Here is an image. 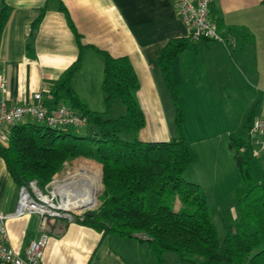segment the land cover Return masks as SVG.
Here are the masks:
<instances>
[{"label":"crops","instance_id":"crops-1","mask_svg":"<svg viewBox=\"0 0 264 264\" xmlns=\"http://www.w3.org/2000/svg\"><path fill=\"white\" fill-rule=\"evenodd\" d=\"M5 4L11 10L0 44V104L28 103L43 86L47 88L42 99L45 105L61 102L54 101L53 92L62 73L79 53L61 9L64 6L85 45L80 69L72 78L79 99L90 109L103 111L102 95H87L89 77H102L103 61L94 47L115 57L126 56L138 77L137 99L145 117L144 127L127 133V140L137 137L142 141H160L176 135L174 110L156 63L168 40L188 37V28L178 18L173 0H0V11ZM44 6L42 18L33 24ZM211 15L221 34L233 40L234 46L226 49L216 41L190 40L193 46L175 57L171 65L181 92L184 134L199 154L198 162L192 164L194 170L184 172L188 176L191 171L186 181L202 188L208 208L210 198L215 203L220 199L217 184L222 182V175L218 177L222 156L216 143H221V139L219 133H212V143L208 142L197 136L191 125L198 119L209 123L218 116L207 109L208 101L215 103V92L238 97L245 93V87L254 93L248 110L255 108V116H264V96L260 112L254 105L259 95H264V0H213ZM218 74L228 78L216 79ZM118 114L124 115L125 109ZM225 119L231 121L229 113ZM232 132L230 124L221 134L228 136ZM202 156L207 158L203 164ZM258 158L264 160V150H260ZM204 173L207 182L203 181ZM18 186L0 155L3 212L15 211ZM231 211L236 220V212ZM7 228L10 244L21 255L30 240L41 233L48 236L39 264H143V254L148 255L149 246L146 243L145 250L144 240L139 237L102 235L81 223L55 218H49L42 230L35 213L8 219Z\"/></svg>","mask_w":264,"mask_h":264},{"label":"trees","instance_id":"trees-1","mask_svg":"<svg viewBox=\"0 0 264 264\" xmlns=\"http://www.w3.org/2000/svg\"><path fill=\"white\" fill-rule=\"evenodd\" d=\"M61 9L79 53L59 78L54 101L68 100L85 124L53 128L30 119L12 126L8 143L0 145V155L13 179L18 185L34 179L44 190L66 163L76 158L92 159L101 165L100 204L92 216H75L72 221L102 235L139 237L147 242L156 264L162 263L167 252L175 253L179 264H264V166L253 154L249 133L256 112L248 115L243 131L227 136L228 151L239 174L235 189L238 214L219 241L202 188L183 178L198 155L183 134L180 89L171 65L175 57L193 46L189 37L168 40L156 58L174 106L176 135L160 141L126 140L120 133H136L145 125L137 99L138 77L126 56L115 57L94 47L103 61L104 110L90 109L82 102L71 81L80 69L85 45L67 9ZM10 10L5 4L0 11V44ZM44 11L45 6L33 24ZM116 100L125 107V114L104 118ZM176 201L178 209H174Z\"/></svg>","mask_w":264,"mask_h":264},{"label":"built area","instance_id":"built-area-1","mask_svg":"<svg viewBox=\"0 0 264 264\" xmlns=\"http://www.w3.org/2000/svg\"><path fill=\"white\" fill-rule=\"evenodd\" d=\"M213 0H173V6L178 18L188 28L190 40L207 39L222 44L226 49L234 41L226 38L218 29L216 19L211 15ZM5 87V83L2 84ZM47 88L43 86L33 94L28 103L0 104V145L9 141L10 128L24 119L36 120L53 128L81 127L85 120L81 114L70 106L59 103L47 106L43 103V95ZM253 154L258 157L260 150H264V116H256L249 129ZM64 179L53 177L44 190H41L36 180H29L18 186V204L14 212L5 213L0 209V264H39L48 236L41 233L37 238L28 242L23 255L9 242L7 220L28 213H35L39 217V227L44 230L49 218L64 219L71 222L75 216L84 215V211L67 208L62 200L61 190L55 186L65 184ZM141 238L144 235L139 234Z\"/></svg>","mask_w":264,"mask_h":264},{"label":"rangeland","instance_id":"rangeland-1","mask_svg":"<svg viewBox=\"0 0 264 264\" xmlns=\"http://www.w3.org/2000/svg\"><path fill=\"white\" fill-rule=\"evenodd\" d=\"M218 75L219 76H217L216 79H219V80H226L228 78L225 76V74H223V75L218 74ZM100 78H101V80H100ZM100 78L98 75L97 76L91 75L89 77L90 85H89L88 93H87V95L89 97H94L95 95H98V94L100 96L102 95V91H101L102 77L100 76ZM71 85H72V81H71ZM179 89H180V87H179ZM244 89H245L244 90L245 93H239L238 97H236L234 94H230V93L227 94L226 92H220V93L215 92L213 94V98H214L215 103L213 105L212 101H210V102L208 101L207 109L213 110L214 111L213 113L218 115V116H215L214 118H212V121H209V123H206L207 121H205V120H203V122H201L198 119L195 122H193L191 125V127L193 129H195V131L197 133L196 135L201 137V138H204L208 142L212 143L213 138H210L212 133H215V134L219 133V135H220L219 137L221 139V143L220 142L216 143V144L220 145L221 152H218V153L222 156V161L220 163V168H219L220 172L218 173V177L222 175V182L217 184L220 199H219V202L215 203L214 200L212 198H210V202H209V210H211V217H212V219H213V221L217 227L219 241H222L225 234H226V228L225 227L229 224H233L235 221V220H233L231 210L234 209V211L236 212V215L238 214L236 197H235V189L239 184L238 170L236 168V165H235L233 159L231 158V156L229 154L228 147H227V137H226L227 135L221 134V133H222V131H226L227 127H230V124L232 125V131H233L232 133H239V132L243 131L245 129L244 125L246 124L248 115L252 111H255V108H253L252 110H248L249 109L248 106L250 105L249 99L254 95V93L251 92V90L249 88L245 87ZM168 95H169V93H168ZM261 96H264V95L260 94L259 95L260 100L258 98L256 104H254L257 106L256 109L259 112L261 111L260 110V108H261V105H260ZM81 97H84V96L81 95ZM169 97H170V95H169ZM170 100H171V98H170ZM82 102H84V101H82ZM180 102H181V92H180ZM60 103H63L66 106H70L68 100H65V99H62ZM102 103H103V100H102ZM171 104H172V100H171ZM181 106H182V102H181ZM221 106H222V110H221ZM103 107H104V104H103ZM172 107L174 110L173 104H172ZM119 109L121 111H124L125 107L123 106V104L120 101L116 100L112 104L108 113L103 114V117L104 118L119 117L118 116L119 115L118 112L120 111ZM103 110H104V108H103ZM182 110H183V108H182ZM227 113H229V115H230V120H231L230 122L227 121L226 119L224 120L225 115ZM183 115H184V112H183ZM27 120H29V119H24L23 121H27ZM174 121H175V111H174ZM184 124H185V116H184L183 129H184ZM174 127H175V122H174ZM130 133H133V132H130ZM126 134L127 133L122 132V133H120V137L122 139L127 140L128 138H127ZM183 134H184V130H183ZM184 136H185V134H184ZM218 151H220V150H218ZM224 152H225V154H224ZM197 155H198V160H199V154H197ZM198 160L195 163H193V165H195L198 162ZM206 160H207V158H205L204 156L201 157L202 164ZM259 160L261 161L262 166H264V160H262V158H260ZM79 164H80V166H77ZM84 165L93 166L98 171L99 183H98V187H97V191H96V200H95V202L91 203L93 205L77 208L76 209L77 212L78 211L83 212L87 209H91L94 211L99 206V204H100L99 197H100L102 190H103V186H102V182H101V165L92 159L76 158L73 161L66 163L65 167L59 173L54 175V177L57 176L59 178V180L64 179V181H66L65 176H67L68 173L76 170V167H78V169H79L81 166H84ZM193 165L191 164L187 169L194 170L192 167ZM188 172L190 173L191 171H188ZM189 173H188V176L191 174V173L190 174ZM185 174L186 173H183V178H185L184 180L188 179V176ZM203 177H204L203 181L207 182L208 178H205L206 177L205 173L203 174ZM215 191H217V190H214V192ZM88 205H90V204H88ZM179 206H180L179 202L176 201L174 204V209H178ZM231 206L233 207L232 209L230 208ZM216 207L219 208V210H215ZM220 213H222V215ZM236 218H237V216H236ZM143 243H144V248L146 250L148 248L147 244H146L147 242L143 241ZM147 250H148V253H147L148 255L143 254L142 263L143 264H156L155 256H154L152 250L150 248ZM161 264H179L178 257L173 252H167L164 254L163 261Z\"/></svg>","mask_w":264,"mask_h":264},{"label":"bare ground","instance_id":"bare-ground-1","mask_svg":"<svg viewBox=\"0 0 264 264\" xmlns=\"http://www.w3.org/2000/svg\"><path fill=\"white\" fill-rule=\"evenodd\" d=\"M77 169L78 167H76ZM76 170L65 176L67 181L65 184L55 187L57 190L62 189L61 195L64 205L72 210L93 205L91 203L96 200L99 183L98 171L93 166L84 165Z\"/></svg>","mask_w":264,"mask_h":264},{"label":"water","instance_id":"water-1","mask_svg":"<svg viewBox=\"0 0 264 264\" xmlns=\"http://www.w3.org/2000/svg\"><path fill=\"white\" fill-rule=\"evenodd\" d=\"M83 214H84L85 216H92V215H93V210H91V209H87V210L84 211Z\"/></svg>","mask_w":264,"mask_h":264}]
</instances>
